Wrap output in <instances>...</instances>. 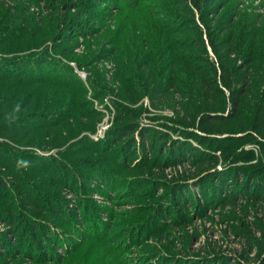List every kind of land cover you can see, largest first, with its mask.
<instances>
[{
    "label": "rangeland",
    "instance_id": "rangeland-1",
    "mask_svg": "<svg viewBox=\"0 0 264 264\" xmlns=\"http://www.w3.org/2000/svg\"><path fill=\"white\" fill-rule=\"evenodd\" d=\"M82 1L0 0V264H264V0Z\"/></svg>",
    "mask_w": 264,
    "mask_h": 264
},
{
    "label": "trees",
    "instance_id": "trees-1",
    "mask_svg": "<svg viewBox=\"0 0 264 264\" xmlns=\"http://www.w3.org/2000/svg\"><path fill=\"white\" fill-rule=\"evenodd\" d=\"M99 2H100V0H96V1H91V3L90 2H86V1H82L81 2V5H82V7H83V11H84V13L86 14V15H88V13L89 12H91V11H93L95 8H97L100 4H99ZM66 6H67V9H73V8H76V7H74V6H70V3H67V4H65ZM12 30V32H16V30L14 29H11ZM60 40V39H59ZM14 64V65H13ZM23 63L21 62V61H16V63H10V62H6L4 65L5 66H7V68H5V70H0V81H7V80H10V79H15L14 77H16V75H18L17 73H19L18 71H20V68H21V65H22ZM1 65V64H0ZM13 66H18L17 67V69H14V70H11L10 72H11V74H12V76H11V74H9L8 72H7V70H9L10 68L12 69L13 68ZM28 67V66H27ZM39 74V76H37V78L38 79H43L44 81H47L48 82V80L46 79V77L44 76V75H42L41 73H38ZM22 82H25V80L23 81L22 80ZM73 83V86L75 87V85L77 84L75 81L74 82H72ZM71 87V86H70ZM84 92V88L83 89H79V92ZM3 100V99H2ZM77 104H79V103H77ZM32 116H34V114L33 115H28L27 116V118L26 119H30ZM42 119H44V120H52L53 118H54V115L53 116H50L49 114H47V113H44V114H41V115H39ZM19 122H24V121H22V120H20ZM48 126V125H47ZM19 129H21L22 131L21 132H23L24 131V129L25 128H22V127H18ZM41 128H47V127H41ZM4 129H6V130H11L12 129V127L10 128V126H7L6 124H2V125H0V131H2V130H4ZM1 148H3V145L0 143V150H1ZM4 153H2V151H0V158H2L1 157V155L2 156H5V154L3 155ZM4 158H6V156L4 157ZM1 161V160H0ZM6 167V164H0V170L2 171L3 170V168H5ZM62 167L64 168V169H66V165H62ZM15 179L17 180V178L15 177ZM14 179V180H15ZM0 187L2 188V189H8L9 187H8V185L5 183V181H4V177L3 176H1L0 175ZM27 200H29V201H27V203H29V202H34L35 201V198L34 197H28L27 198ZM36 202V201H35Z\"/></svg>",
    "mask_w": 264,
    "mask_h": 264
}]
</instances>
